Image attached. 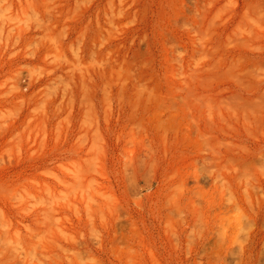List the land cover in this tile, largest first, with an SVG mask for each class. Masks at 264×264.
Here are the masks:
<instances>
[{
    "label": "rangeland",
    "instance_id": "1",
    "mask_svg": "<svg viewBox=\"0 0 264 264\" xmlns=\"http://www.w3.org/2000/svg\"><path fill=\"white\" fill-rule=\"evenodd\" d=\"M0 264H264V0H0Z\"/></svg>",
    "mask_w": 264,
    "mask_h": 264
},
{
    "label": "bare ground",
    "instance_id": "2",
    "mask_svg": "<svg viewBox=\"0 0 264 264\" xmlns=\"http://www.w3.org/2000/svg\"><path fill=\"white\" fill-rule=\"evenodd\" d=\"M41 94H42V93H41ZM42 97H43V96H42ZM43 98H44V97H43ZM43 98H41V99H43ZM41 99H40V100H41ZM39 102H40V101H39ZM39 104L41 105V103H39ZM43 105H44V104H43ZM41 107H42V106H39L38 108H41ZM43 182H44V181H43ZM39 190H40V189H39Z\"/></svg>",
    "mask_w": 264,
    "mask_h": 264
}]
</instances>
